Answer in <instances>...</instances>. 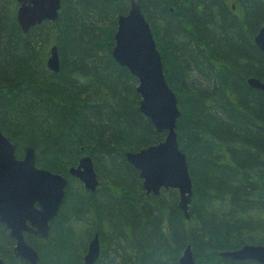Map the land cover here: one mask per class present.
<instances>
[{
    "label": "trees",
    "instance_id": "obj_1",
    "mask_svg": "<svg viewBox=\"0 0 264 264\" xmlns=\"http://www.w3.org/2000/svg\"><path fill=\"white\" fill-rule=\"evenodd\" d=\"M150 26L164 76L175 92L179 149L192 196L185 219L176 190L146 196L125 153L161 142L139 111L137 80L111 57L116 19L129 0H60L58 17L24 33L15 0H0V130L21 158L68 180L47 239L25 235L40 264H83L96 234L94 264H260L219 254L264 246V54L253 38L264 0H134ZM57 47L59 71L46 67ZM89 156L93 193L68 175ZM14 242L0 224L4 264Z\"/></svg>",
    "mask_w": 264,
    "mask_h": 264
},
{
    "label": "water",
    "instance_id": "obj_2",
    "mask_svg": "<svg viewBox=\"0 0 264 264\" xmlns=\"http://www.w3.org/2000/svg\"><path fill=\"white\" fill-rule=\"evenodd\" d=\"M15 2L16 20L24 33L44 21H54L58 17L60 0ZM253 42L264 54V26L258 29ZM111 57L137 80L135 91L140 98L141 114L150 121L157 133L165 132L161 142L126 152L125 160L138 172L146 196H157L161 190H176L178 207L188 220L192 182L186 156L178 146V100L166 82L161 55L150 26L134 0H129L127 13L117 16ZM59 66L57 47L52 45L46 67L57 73ZM247 84L250 88L264 92V83L257 78H248ZM15 152V145L0 130V224L14 242L13 257L26 264H40L38 253L27 243L25 235L48 238L50 223L58 215L64 201L68 180L37 167V154L32 147H26L21 158H17ZM68 175L78 180L90 193L99 184L89 156L81 157L77 165L69 169ZM99 253L98 236L95 234L87 245L83 264H94ZM219 255L231 260H252L264 264L262 245L248 244L240 249L223 251ZM0 264H4L1 257ZM178 264H195L189 245L183 249Z\"/></svg>",
    "mask_w": 264,
    "mask_h": 264
},
{
    "label": "bare ground",
    "instance_id": "obj_3",
    "mask_svg": "<svg viewBox=\"0 0 264 264\" xmlns=\"http://www.w3.org/2000/svg\"><path fill=\"white\" fill-rule=\"evenodd\" d=\"M119 14H120V13H119ZM156 48H157V47H156ZM157 50H158V49H157ZM246 82H247V81H246ZM247 85H248V84H247ZM174 93H175V92H174ZM175 95H176V94H175ZM75 166H76V165H75ZM72 167H74V166H72ZM70 168H71V167H70ZM70 168H69V169H70ZM68 171H69V170H68ZM98 185H99V184H98ZM96 188H97V187H96ZM245 245H248V244H245ZM245 245H243V246H245ZM241 247H242V246H241ZM241 247L236 248V249H240ZM236 249H235V250H236ZM194 260H195V259H194Z\"/></svg>",
    "mask_w": 264,
    "mask_h": 264
}]
</instances>
